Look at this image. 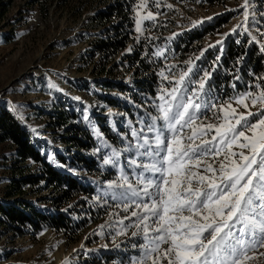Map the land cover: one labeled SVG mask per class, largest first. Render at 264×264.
<instances>
[{"label": "rangeland", "instance_id": "rangeland-1", "mask_svg": "<svg viewBox=\"0 0 264 264\" xmlns=\"http://www.w3.org/2000/svg\"><path fill=\"white\" fill-rule=\"evenodd\" d=\"M118 1L124 13L114 14ZM140 3L0 0V107L13 113L49 165L82 185L77 190L52 183L39 163L22 160L11 142L0 143V205L34 219L16 224L0 210V264H130L140 252L132 245L142 239L130 235L134 218L124 221L129 234L117 235V221L127 214L116 202L105 203L106 185L119 173L103 159L156 115L160 89L169 86L161 70L170 75L167 66L176 65L179 73L194 60L212 72L208 84L220 101L264 84L257 80L264 77L260 44L239 29L231 33L243 20L244 0H158V6L146 0L140 16L151 11L156 18L142 20L138 33ZM249 12L260 22L253 28L264 31V0H249ZM121 32L127 41L122 50L101 49V42ZM196 35L202 37L188 42ZM235 44L240 53L227 61ZM160 49L164 55L157 57ZM34 176L40 177L35 184ZM35 213L53 216L55 226ZM248 264H264V256L256 253Z\"/></svg>", "mask_w": 264, "mask_h": 264}, {"label": "snow or ice", "instance_id": "snow-or-ice-1", "mask_svg": "<svg viewBox=\"0 0 264 264\" xmlns=\"http://www.w3.org/2000/svg\"><path fill=\"white\" fill-rule=\"evenodd\" d=\"M145 3L137 6L138 33L142 20L156 18L151 11L140 16ZM241 7L243 20L231 33L241 30L264 51V31L253 28L260 22L250 20L249 0ZM175 68L159 73L169 86L160 89L156 115L103 159L119 173L106 185L105 203L110 199L127 214L117 221V235H128L124 221L134 218L130 235L142 242L132 245L140 252L130 264H248L256 253L264 256V84L220 101L208 84L212 72L194 60L179 73Z\"/></svg>", "mask_w": 264, "mask_h": 264}, {"label": "trees", "instance_id": "trees-1", "mask_svg": "<svg viewBox=\"0 0 264 264\" xmlns=\"http://www.w3.org/2000/svg\"><path fill=\"white\" fill-rule=\"evenodd\" d=\"M114 14L116 13H124V2L118 1L114 5ZM124 17H127V14L123 15ZM122 37L116 38L115 40L108 41V42H101L100 46L101 49L104 50L103 48H112L115 47L117 51L122 50L126 44L127 41L125 37H123V32L120 33ZM201 35H196L195 37L189 38L190 41L192 42L194 39H199L201 38ZM239 45H231L228 47V53L230 58L227 60H231L232 57L237 56L239 54ZM254 53V52H252ZM255 66L259 67L260 66V60L257 59ZM3 142H11L16 146V150L18 153V156L22 160H27L31 159L34 162H37L40 164L41 172L42 175H44L45 178L50 180L54 184H64L68 188L72 189H77L81 190V184L77 181L75 177L68 173H62L59 170L53 168L51 165L47 163L45 159L41 156L39 150L36 148V146L32 143L30 135L24 129L22 124L17 121L16 117L13 115V113L4 106L0 107V143ZM40 180L39 176H34V179L32 183H37ZM7 196H10V193H8ZM0 210L3 212L6 218H8L9 221L14 222L16 224L20 223H25L26 221H34L32 217L26 216L21 210L17 209L14 206L11 205H0ZM38 218H46V220L50 221L49 223L51 226H55V224L52 223L54 217L52 216H45L42 215L41 213H35ZM47 221V222H48Z\"/></svg>", "mask_w": 264, "mask_h": 264}]
</instances>
